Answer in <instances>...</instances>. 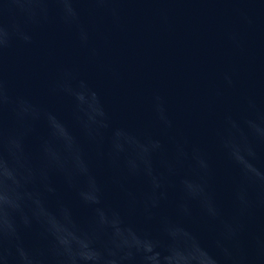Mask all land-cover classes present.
<instances>
[{
	"label": "water",
	"instance_id": "obj_1",
	"mask_svg": "<svg viewBox=\"0 0 264 264\" xmlns=\"http://www.w3.org/2000/svg\"><path fill=\"white\" fill-rule=\"evenodd\" d=\"M0 264H264V0H0Z\"/></svg>",
	"mask_w": 264,
	"mask_h": 264
}]
</instances>
